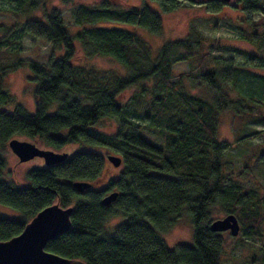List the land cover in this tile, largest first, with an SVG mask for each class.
<instances>
[{"label":"trees","instance_id":"trees-1","mask_svg":"<svg viewBox=\"0 0 264 264\" xmlns=\"http://www.w3.org/2000/svg\"><path fill=\"white\" fill-rule=\"evenodd\" d=\"M43 1L0 0L10 4L15 19L42 6L45 15L26 21L20 31L54 50L46 65L28 62L37 82L31 115L2 90L6 75L25 61L16 51L1 50L14 38L18 22L0 24V58L10 60L0 67V108L13 106L12 111L0 109V149L7 150L14 138L54 151L74 143L107 147L121 155L122 169L106 190L92 186L80 194L73 183L99 182L105 170L103 155L74 149L61 163L31 169L24 186L1 178L6 161L0 155V204L22 214L21 219L0 217V241L20 234L38 212L55 203L72 208L71 226L50 240L45 250L86 264H220L224 240L209 228L217 206L225 215L237 216L243 235L261 237L264 193L227 183L226 176L233 175L224 171L231 143L217 139L219 112L230 111L238 118L264 105V75L249 67L255 65L238 66L221 57L210 61L212 49L221 47L219 41H207L194 31L185 39L165 43L153 56L133 32L135 26L156 35L162 31L160 16L145 0L141 8L129 10L116 8L108 0L93 6L80 4L72 12L80 26L75 34L68 31L58 10L46 9ZM147 1L159 2L165 11L175 7V0ZM237 3L248 18L264 15V0ZM106 21L131 28L95 26ZM260 40L264 42V37ZM55 51L60 56L55 57ZM252 55L249 61L257 58L264 66V57ZM97 56L115 59L126 72L98 79L83 62ZM193 60L198 61L197 76L178 73V80L170 82L174 65ZM184 79L192 88L204 87L212 95L205 98L185 89ZM126 89L135 90L131 108L118 99ZM53 105L57 107L50 114ZM105 119L117 122L115 134L95 135L92 127ZM146 131L161 137L163 146L150 142ZM247 169L245 164L239 173ZM113 191L118 192L116 201L103 205L105 192ZM183 208L192 219L193 243L169 248L160 234L174 225ZM118 216L121 221L108 230V221Z\"/></svg>","mask_w":264,"mask_h":264},{"label":"rangeland","instance_id":"rangeland-1","mask_svg":"<svg viewBox=\"0 0 264 264\" xmlns=\"http://www.w3.org/2000/svg\"><path fill=\"white\" fill-rule=\"evenodd\" d=\"M102 1L105 0H71L68 4H63L62 0H44L42 4L44 3L46 9H57L68 31L71 34H75L80 29V26L75 24L72 16L75 7L80 4H91L93 6ZM108 1L112 2L116 8L124 10H129L133 7L141 8L144 4L143 0ZM145 3L160 16L162 31L156 35L144 28L135 26L133 32L150 47L153 56L157 55L158 50L165 43L185 39L194 31L207 41L213 43H215V40L219 41L221 47L212 49L210 61L213 58L221 57L232 59L234 64L238 66L254 64V67H249L254 72L264 75V66H261L262 61L257 58L249 61L250 56L253 57L252 54L264 57V42L260 40L261 37H264V15L255 13L248 18L237 3V0H175V7L169 11L163 10L157 1L145 0ZM10 7L9 3H0V24L11 25L14 21H17L19 26L15 29L12 41L1 50L16 51L19 58L24 60L25 63L19 69L6 75L2 90L12 94L16 101L22 104L29 114L33 115L35 113L34 90L37 82L28 62L32 61L46 65L49 57L54 55V50H52L51 45L47 42L26 34L23 36L20 31L23 23L26 21L41 19L45 15L42 6L28 12V14L26 13V15L18 14L17 19H15L16 16L10 13ZM95 26L131 28L126 24H116L110 21L102 22ZM74 42L79 48L78 41L74 40ZM60 54V51H55V57L60 56ZM85 60L83 61L84 64L92 68L91 73L97 75L98 79H102L106 75L109 76L115 71L118 73L126 72V68L123 65L110 57L97 56ZM9 62L10 60L0 58V67ZM197 62V60H193L174 65V74L170 75V82L178 80V73L193 72L197 76L198 73L195 71ZM146 84L151 85L152 82H146ZM182 85L185 89H193V92L205 98H209L212 95L204 87L201 89L192 88L191 83L186 79L183 80ZM134 92V89L124 90L118 96L120 103L129 106ZM56 107V105H53L49 113L52 114L56 110ZM253 108V113L245 114L238 118H234L233 113L230 111L219 112L217 114V139L218 141L231 143V147L225 155L224 171L227 174L233 172V175L231 174V177L229 175L226 176L228 178L227 183L239 184L244 189L255 188L264 193V105L260 108H255V106ZM0 109L12 111L13 106H3ZM257 109H260L261 113ZM117 126V122L105 119L93 126L92 129L95 135H99L98 133L112 135L115 134ZM145 134L150 142L163 146L164 142L161 137L149 131H146ZM38 147L47 149L40 145ZM74 149L95 152L103 155L105 158L104 175L99 182L93 185L94 190H106L109 180L117 178L120 175L122 165L114 167L107 160L108 155L121 157L119 153L107 147H92L78 143L69 145L56 152H71ZM0 155L6 161L1 178L7 182H13L17 186H24L29 183L27 173L31 169L45 167L43 159L39 157L26 162H20L9 148L7 150L0 149ZM245 164L248 165V169L243 174L239 173ZM105 194H108V192H105ZM225 216L221 207L218 206L213 209V213L211 214L212 221L224 218ZM0 217L21 219L22 214L14 208L0 204ZM120 221L121 218L119 216L113 217L108 221L106 228L113 230ZM242 226L240 224V232L236 237L232 236L229 231L221 233L224 244L220 254V264L262 263L264 252V219L261 224V237H247L243 235ZM160 235L169 248H173L177 244H192L194 227L187 209L183 208L174 225Z\"/></svg>","mask_w":264,"mask_h":264},{"label":"water","instance_id":"water-1","mask_svg":"<svg viewBox=\"0 0 264 264\" xmlns=\"http://www.w3.org/2000/svg\"><path fill=\"white\" fill-rule=\"evenodd\" d=\"M9 150L20 162H26L36 157L42 158L45 166H51L65 161L67 152H56L42 149L35 143L12 139L8 142ZM107 160L114 166L122 165V157L108 155ZM93 184L86 181H75L74 189L84 193ZM118 192L113 191L102 198L105 206L115 202ZM72 208H61L57 203L38 212L27 224L23 231L7 241H0V264H86L81 260H71L45 250L50 240L57 238L70 230ZM210 230L214 233L229 231L234 237L240 232V223L235 214L211 221Z\"/></svg>","mask_w":264,"mask_h":264},{"label":"bare ground","instance_id":"bare-ground-1","mask_svg":"<svg viewBox=\"0 0 264 264\" xmlns=\"http://www.w3.org/2000/svg\"><path fill=\"white\" fill-rule=\"evenodd\" d=\"M110 193H111V192H110ZM108 194H109V193H108ZM108 194H106V195H108ZM106 195H105V196H106ZM209 226H210V225H209Z\"/></svg>","mask_w":264,"mask_h":264}]
</instances>
